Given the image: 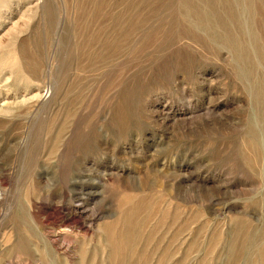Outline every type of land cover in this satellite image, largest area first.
Masks as SVG:
<instances>
[{
  "label": "rangeland",
  "instance_id": "374dc122",
  "mask_svg": "<svg viewBox=\"0 0 264 264\" xmlns=\"http://www.w3.org/2000/svg\"><path fill=\"white\" fill-rule=\"evenodd\" d=\"M0 264H264V0H0Z\"/></svg>",
  "mask_w": 264,
  "mask_h": 264
}]
</instances>
